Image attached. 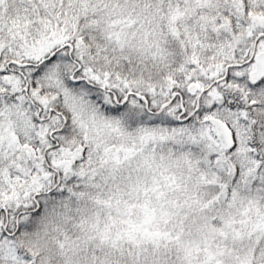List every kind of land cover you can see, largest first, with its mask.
I'll use <instances>...</instances> for the list:
<instances>
[{
	"label": "snow or ice",
	"instance_id": "1",
	"mask_svg": "<svg viewBox=\"0 0 264 264\" xmlns=\"http://www.w3.org/2000/svg\"><path fill=\"white\" fill-rule=\"evenodd\" d=\"M0 264H264V0H0Z\"/></svg>",
	"mask_w": 264,
	"mask_h": 264
}]
</instances>
